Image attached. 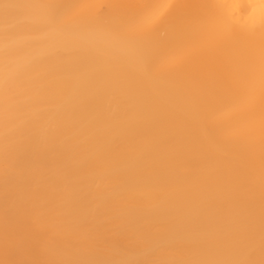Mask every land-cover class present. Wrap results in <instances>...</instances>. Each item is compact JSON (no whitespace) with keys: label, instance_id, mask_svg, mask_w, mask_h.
<instances>
[{"label":"bare ground","instance_id":"1","mask_svg":"<svg viewBox=\"0 0 264 264\" xmlns=\"http://www.w3.org/2000/svg\"><path fill=\"white\" fill-rule=\"evenodd\" d=\"M0 264H264V0H0Z\"/></svg>","mask_w":264,"mask_h":264}]
</instances>
